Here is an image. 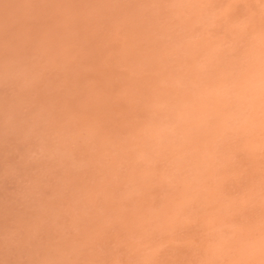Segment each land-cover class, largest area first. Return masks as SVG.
I'll return each mask as SVG.
<instances>
[{"label": "rangeland", "instance_id": "1", "mask_svg": "<svg viewBox=\"0 0 264 264\" xmlns=\"http://www.w3.org/2000/svg\"><path fill=\"white\" fill-rule=\"evenodd\" d=\"M0 264H264V0H0Z\"/></svg>", "mask_w": 264, "mask_h": 264}]
</instances>
